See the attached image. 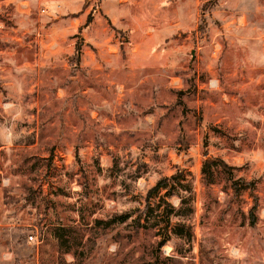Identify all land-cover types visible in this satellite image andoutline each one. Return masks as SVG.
Segmentation results:
<instances>
[{
	"label": "rangeland",
	"instance_id": "1",
	"mask_svg": "<svg viewBox=\"0 0 264 264\" xmlns=\"http://www.w3.org/2000/svg\"><path fill=\"white\" fill-rule=\"evenodd\" d=\"M116 2L0 0V264H264V0Z\"/></svg>",
	"mask_w": 264,
	"mask_h": 264
},
{
	"label": "trees",
	"instance_id": "2",
	"mask_svg": "<svg viewBox=\"0 0 264 264\" xmlns=\"http://www.w3.org/2000/svg\"><path fill=\"white\" fill-rule=\"evenodd\" d=\"M81 45V44H80ZM76 46V52L79 56L80 53V46ZM205 159L202 166V173L209 176L211 175V168L213 166L221 167L224 171H226L229 174V179L231 180L232 187L238 191L241 186H239V183H243V187L245 188L248 184V182H245L244 180L240 178H234V176L231 173L230 167L219 158H213L207 156L206 153H204ZM183 179V174L180 171L175 172L174 174H171L169 176H165L158 180L154 186H152L148 192H147V198L151 197L153 194L158 193L161 189H166L165 195H169L170 193L172 195H178L180 198V205L174 206L173 204L166 202V208L159 210L157 216H152V210L149 214H145L144 216H141L140 214L137 215L135 218L136 222V228L139 227H154V222H152L151 219H156L155 217H158L160 215L162 218H164L162 221V224H159V230L158 233L162 235V238L158 241L157 245L159 247L163 246L167 240L170 238L171 234L176 235H185L187 237H191L193 235L191 225L185 222L181 221H175L171 222L170 215L176 214L180 215L182 213V209L184 207V204L187 202L186 198L181 196L178 190L172 192L171 188H175V184L179 183V181ZM170 194V195H171ZM149 207V205L147 206ZM169 207V208H168ZM145 213V212H144ZM129 218V214H124L122 216H119L120 221H125ZM150 219V220H149ZM143 220V222H142Z\"/></svg>",
	"mask_w": 264,
	"mask_h": 264
},
{
	"label": "built area",
	"instance_id": "3",
	"mask_svg": "<svg viewBox=\"0 0 264 264\" xmlns=\"http://www.w3.org/2000/svg\"><path fill=\"white\" fill-rule=\"evenodd\" d=\"M28 239L32 241L34 239V236L33 235H29Z\"/></svg>",
	"mask_w": 264,
	"mask_h": 264
},
{
	"label": "crops",
	"instance_id": "4",
	"mask_svg": "<svg viewBox=\"0 0 264 264\" xmlns=\"http://www.w3.org/2000/svg\"><path fill=\"white\" fill-rule=\"evenodd\" d=\"M116 3H117V4H119V3H118V0H117V2H116ZM117 6H119V5H117Z\"/></svg>",
	"mask_w": 264,
	"mask_h": 264
}]
</instances>
